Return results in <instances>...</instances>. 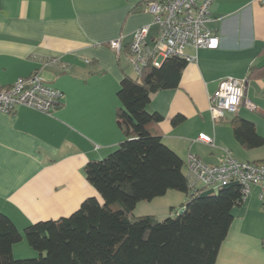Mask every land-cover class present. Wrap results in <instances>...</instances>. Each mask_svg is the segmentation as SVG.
I'll list each match as a JSON object with an SVG mask.
<instances>
[{
	"label": "crops",
	"instance_id": "obj_1",
	"mask_svg": "<svg viewBox=\"0 0 264 264\" xmlns=\"http://www.w3.org/2000/svg\"><path fill=\"white\" fill-rule=\"evenodd\" d=\"M146 1L0 0V86L38 71L63 92L53 115L26 106L0 111V213L21 231L38 221L71 215L88 197L102 201L85 166L110 154L124 138L116 110L128 64L108 42L124 36L127 44L147 25L151 34L157 33ZM210 15L208 26L219 36V46H188L186 53L196 58L184 68L179 87L153 94L147 109L164 116L158 125L163 141L185 160L194 153L216 164L229 149L241 161L264 162V152H256L264 146L246 149L231 124L237 115L249 119L264 137V73L249 76L252 67L264 68V0H214ZM51 59L59 61L45 64ZM229 76L246 80L245 96L257 109L243 104L237 115L227 113L214 125L210 96ZM177 115L183 118L173 123ZM202 132L214 136L215 146L198 140ZM259 194V187L251 186L242 204L233 208L215 264H264ZM151 212L140 215L159 218ZM23 243L14 245V256L17 250L33 256Z\"/></svg>",
	"mask_w": 264,
	"mask_h": 264
},
{
	"label": "trees",
	"instance_id": "obj_2",
	"mask_svg": "<svg viewBox=\"0 0 264 264\" xmlns=\"http://www.w3.org/2000/svg\"><path fill=\"white\" fill-rule=\"evenodd\" d=\"M188 63L184 57L170 56L136 78L123 68L116 121L124 138L110 154L85 166L87 180L102 201L88 197L71 215L38 221L23 231L0 213V264L216 263L233 222V208L244 201L241 186L192 190L186 160L163 141L158 129L164 116L147 109L153 94L179 87ZM260 73L264 68L252 67L249 76ZM182 118L177 115L173 123ZM231 124L246 149L264 146L253 121L237 115ZM169 190L189 194L181 213L173 207L164 219L134 213L139 202ZM24 237L40 252L38 257L14 256V245Z\"/></svg>",
	"mask_w": 264,
	"mask_h": 264
},
{
	"label": "built area",
	"instance_id": "obj_3",
	"mask_svg": "<svg viewBox=\"0 0 264 264\" xmlns=\"http://www.w3.org/2000/svg\"><path fill=\"white\" fill-rule=\"evenodd\" d=\"M214 0H149L146 8L154 15L158 30L151 34L149 25L137 29L127 44L124 36L108 42L120 57L124 56L137 76L149 65L161 66L170 56H180L192 61L196 56L186 53V48H217L220 38L209 26L210 7ZM58 59L45 64L58 63ZM246 80L232 76L223 78L210 96L209 109L216 125L227 113L237 115L241 105L255 111L257 105L245 96ZM63 92L50 85L43 76L34 72L18 77L8 86H0V111L12 113L26 106L53 115L61 105ZM198 140L215 146L214 136L200 133ZM186 171L192 190L200 187L218 188L230 183L241 186L243 199L251 186H258L264 208V162L241 161L229 149L219 163L207 164L199 156L189 153Z\"/></svg>",
	"mask_w": 264,
	"mask_h": 264
},
{
	"label": "rangeland",
	"instance_id": "obj_4",
	"mask_svg": "<svg viewBox=\"0 0 264 264\" xmlns=\"http://www.w3.org/2000/svg\"><path fill=\"white\" fill-rule=\"evenodd\" d=\"M155 29H156V27L153 28L152 32H155ZM123 60L125 63L126 62L125 59H123ZM126 66H127V73L130 76L136 78L137 75L133 71V69L130 66H128V64ZM262 151L264 152V148L258 149V151H256V152L263 153ZM183 158H184V155H183ZM185 171H186V169H185ZM188 200H189V194L188 193L181 192L178 190H169L167 194L160 196V197H157V198L153 199L152 201H141V202H139V205H138L136 211H134V212L136 215L137 214L140 215V213H152L151 211H155V213H157L159 215L160 219H164V218L168 217V215H170L171 207L174 208V211H180L182 209V207L188 202ZM156 204H157V206H156ZM163 206L165 207L167 214H165V210H164ZM24 242L25 243H23V244H26V246H28L29 250H31V252L33 250V252L35 254H33V256H30L31 253L18 252V250H17V253H19L17 257L22 255L21 256L22 258H31V257H38L40 255L39 251L33 249L29 245L26 237H24ZM17 244H18L17 246H19L20 244H22V241H20Z\"/></svg>",
	"mask_w": 264,
	"mask_h": 264
},
{
	"label": "water",
	"instance_id": "obj_5",
	"mask_svg": "<svg viewBox=\"0 0 264 264\" xmlns=\"http://www.w3.org/2000/svg\"><path fill=\"white\" fill-rule=\"evenodd\" d=\"M182 212V210L180 211V213Z\"/></svg>",
	"mask_w": 264,
	"mask_h": 264
}]
</instances>
